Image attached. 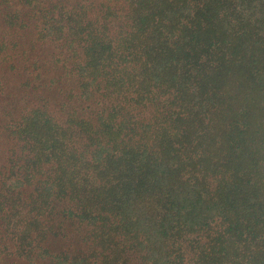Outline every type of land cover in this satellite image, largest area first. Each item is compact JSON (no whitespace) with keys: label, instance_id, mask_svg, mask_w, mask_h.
<instances>
[{"label":"trees","instance_id":"16d2710c","mask_svg":"<svg viewBox=\"0 0 264 264\" xmlns=\"http://www.w3.org/2000/svg\"><path fill=\"white\" fill-rule=\"evenodd\" d=\"M0 24L77 92L1 128L0 264H264V0H0Z\"/></svg>","mask_w":264,"mask_h":264},{"label":"rangeland","instance_id":"374dc122","mask_svg":"<svg viewBox=\"0 0 264 264\" xmlns=\"http://www.w3.org/2000/svg\"><path fill=\"white\" fill-rule=\"evenodd\" d=\"M0 24V36L8 44L5 61L0 65V144L7 141L1 128L10 116L18 114L38 101L56 109L65 108L76 76L66 73L67 56L51 42H36L31 31L5 32ZM71 62V61H70ZM74 86V85H73Z\"/></svg>","mask_w":264,"mask_h":264}]
</instances>
